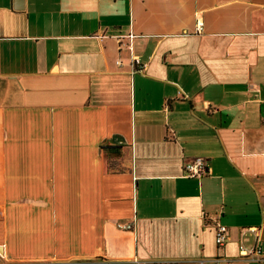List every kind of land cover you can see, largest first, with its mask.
I'll return each instance as SVG.
<instances>
[{"label":"crops","instance_id":"obj_1","mask_svg":"<svg viewBox=\"0 0 264 264\" xmlns=\"http://www.w3.org/2000/svg\"><path fill=\"white\" fill-rule=\"evenodd\" d=\"M251 228L264 0H0V264H262Z\"/></svg>","mask_w":264,"mask_h":264},{"label":"built area","instance_id":"obj_2","mask_svg":"<svg viewBox=\"0 0 264 264\" xmlns=\"http://www.w3.org/2000/svg\"><path fill=\"white\" fill-rule=\"evenodd\" d=\"M113 1H125V0H113ZM205 174V161L202 158H196L188 161L183 166V176L186 178H200ZM126 229L131 227L127 226ZM249 234L256 236L254 247L249 251H245L240 248V254L246 258L256 259L258 262L264 264V252L262 250V242L259 237L258 231L255 228L248 229ZM229 230L222 225H217L215 230V243L217 247H223L228 241Z\"/></svg>","mask_w":264,"mask_h":264}]
</instances>
